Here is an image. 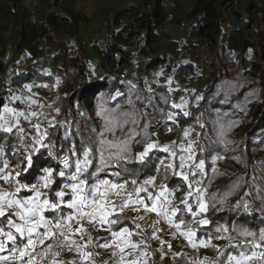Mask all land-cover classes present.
I'll return each mask as SVG.
<instances>
[{"label": "trees", "instance_id": "trees-1", "mask_svg": "<svg viewBox=\"0 0 264 264\" xmlns=\"http://www.w3.org/2000/svg\"><path fill=\"white\" fill-rule=\"evenodd\" d=\"M22 1L0 0V20L10 17L14 21L12 34L17 37L14 49L18 53V60L13 63L17 66L15 72L8 73L0 61V115L11 91L18 84L30 81L41 73L36 67L24 68V63L19 58L24 51L37 52L49 45H57L59 51L56 58L68 67V56L74 47L56 31L60 27L71 28L79 39L77 32L82 18L68 0H54V8L41 17L31 16L26 10H20L19 4ZM185 15L186 25L191 29L190 36L203 39L212 58L207 87L200 91L197 104L192 103L187 116L178 112L177 124L165 119L167 110H175L169 102L166 85L163 83L153 90H146L143 84V76L166 61L168 53L159 55L157 47L162 38L161 29L169 15L164 0H138L137 3L120 9L107 20L109 34L99 53L105 52L107 60L117 62L104 77L81 85L77 81L70 84L61 82L65 91L54 99V123L43 125L39 131L47 133L43 141L46 147L35 145L40 148V153L34 154L33 160L59 171L63 167L58 165V158L66 154L71 161V171L73 162L83 158V151L92 148V165L88 168L91 172L99 164L96 149L101 147L100 139L113 143L127 140L131 161H121L119 168L109 167L108 171L113 176L106 170L100 177L108 176L120 181L127 179L128 185L132 186V179L142 183L147 176H153L164 186L180 187L184 184L183 178L160 164L161 160L165 164H178L176 157L172 160L169 154L155 150L150 152L144 163L137 162L134 157L143 148V144L138 145L136 141L141 140L145 133L151 140L156 139L169 129L179 140L183 138L186 127H190L194 138L193 146L196 147L194 160L205 162L202 173L197 172L202 179L195 181H200L198 185L205 187L209 193L208 207L204 214L209 223H194V217L185 210L182 203L177 205L181 211L174 220L178 222L179 218L184 221L181 229L191 226L196 233L194 240L197 243L209 236L214 237L217 228L222 227L229 229L227 233H220L225 237H237L242 228L258 232L259 228L264 227V0H195ZM225 22L230 23L231 29L225 28ZM29 25L33 35L28 45L26 27ZM4 26L6 25L1 22L0 29ZM231 32L237 35L238 44L234 52L229 46ZM192 47L195 45L190 44L187 49ZM133 50L143 58L139 60L140 71L136 84L131 86L122 80L121 75L124 72L123 58L128 57ZM230 54H233L232 61L229 59ZM86 69L87 56L83 53L72 72L76 77ZM195 69L193 62L180 64L176 71L177 77L186 79ZM118 90L122 94L114 96ZM18 130V125L10 133L0 130V153L9 163V172L17 182L35 183L38 179L35 168L22 170L27 166L24 146L32 145L33 141L29 136H21ZM133 130L139 135L130 139ZM100 133H103V137ZM103 147L107 149V145ZM110 151L114 152L115 149ZM107 156L106 151L105 158ZM215 156L224 158L222 170L213 168L212 159ZM124 167L129 169L128 173L122 171ZM64 170L68 172V169ZM116 171L122 172L120 178L114 175ZM16 172L20 174L17 176ZM53 177L60 186L65 181V177L61 178L55 172ZM55 187L54 184L53 188ZM51 195L49 192L50 198ZM189 203L193 211L196 210L197 203L193 196L189 197ZM67 212V208L62 209L63 215ZM45 215L50 219L57 217L56 212H46ZM109 219L119 221L111 226L114 231L127 226L135 241H138L135 236L137 232L144 233L142 226L125 211L116 212ZM136 225L140 227L137 228ZM151 235V231H146L142 241H149ZM241 242V238L232 240L236 244ZM211 243L218 246L221 252H234L228 247L227 238H213ZM200 249L209 254L202 264H211L219 257L214 247ZM146 250L148 264H160L164 256L163 248L150 250L147 247ZM258 251H264V248ZM260 263L264 264V261ZM170 264L193 263L186 252L182 251L171 257Z\"/></svg>", "mask_w": 264, "mask_h": 264}, {"label": "snow or ice", "instance_id": "snow-or-ice-1", "mask_svg": "<svg viewBox=\"0 0 264 264\" xmlns=\"http://www.w3.org/2000/svg\"><path fill=\"white\" fill-rule=\"evenodd\" d=\"M59 83V82H57ZM28 87V86H25ZM87 87V86H86ZM117 95H120L117 93ZM173 107H180L179 105H173ZM57 111H59L57 109ZM4 112L12 113L14 116H24V113H17L14 109L4 106ZM32 116H36L37 113H31ZM188 115L187 112L184 113ZM28 117H25L27 119ZM169 119H174V116L170 115ZM0 120L4 123L0 124V130L10 133L15 125L9 126L8 121L3 115H0ZM18 124V120H17ZM37 133H39L40 125L34 126ZM23 132V129H19ZM171 131V129H169ZM188 130H184V136L189 135ZM47 133H39L38 137L34 139L32 147L26 152L24 160L26 161V167L23 171L35 168L38 179L35 183H19L17 182L14 191L0 190V253L7 251V255H0V264H44L45 261L48 264H64L63 261L57 258L61 255L62 251L67 248L68 251L75 249L80 257L81 264H86L90 258L94 255L91 251H86V245H80L71 239V235L81 234L86 231L83 225L80 224L81 220L87 218L88 223H100L101 225L107 223L109 225L108 231L113 238L111 243L107 240L103 244L97 245L101 248H113L112 256L118 257V264H142L139 257H134V252L140 248V244L135 243L129 239L132 236V232L127 227H122L119 231H112L111 226L117 224L118 219H109L117 211H123L124 208L130 206H142L146 213L155 212L158 217L163 218L169 226L174 227L180 235L188 239L192 247H197V242L194 240L196 233L188 227L187 231H181V227L184 224L182 219H178V222L174 220L177 217V213L181 209L172 207L173 192L166 186L161 184L159 191L153 193L149 191L147 186L155 187V177L143 180L139 186H137V179L130 181L133 186L132 191H128L127 179L124 182L110 181L108 179L100 178L99 173L106 171L109 167H121V161H131L132 157L128 155L130 152L129 142L127 140L120 143H113L106 141L103 138L100 139L99 147L96 149L99 153V164L94 166V170L89 172L88 168L92 165V159L90 156L93 152L92 148H88L83 151L84 160L75 161V172L70 174L69 182L63 183L61 187L59 183L54 180L53 173L63 178L66 176L64 169L70 167L69 160L65 157L62 161L63 169L56 171L53 167H44L38 162L33 160V155L40 153V147H46L43 143ZM103 137V133L99 134ZM139 135L135 130L132 132V137ZM138 145L143 144V151L137 153L134 159L137 162L144 163L146 158H149V153L153 149H159L162 152L169 153L170 157H176V151L172 150L169 145L160 147L159 143L152 141L147 133L141 140H137ZM175 144V142H173ZM107 145V149L103 146ZM115 149V151H110ZM74 151V149H69ZM108 152L107 158H105V152ZM180 151L187 153V155L179 156V163L165 164L163 160L160 161L161 165H164L165 169H172L174 174L183 177L184 181L188 182V191L186 192L182 204L185 206V210L191 213L193 217L207 211V204L203 198L202 188H193V183L199 184L200 181H189V174L184 171L188 166L189 161L194 160L193 142H189L187 147L183 144L180 145ZM51 154V153H49ZM204 160H200L195 165L196 171H192L191 175L195 177L197 172H201L204 169ZM19 167V165H17ZM8 168V163L5 162L3 167L0 168V173H3L4 169ZM178 169V171H177ZM124 173H128L129 169L122 168ZM39 173H43L39 175ZM87 173V176H85ZM20 173L16 172L18 176ZM114 175L120 178L121 171H116ZM9 183L12 182L13 177L11 173L0 176ZM56 185L55 189L53 185ZM22 189H26L27 193L24 196H20ZM47 190V191H42ZM49 192L52 193L49 198ZM140 193H146V197H141ZM195 193V200L198 206V212H194L192 205L189 203V197H192ZM67 197V200L65 199ZM113 197L120 198L121 203L116 204L113 201ZM150 201V203L146 202ZM66 207L71 210L67 215H59L55 219H50L45 215L46 212L54 213L58 210L62 212V209ZM140 219H144L143 216ZM73 221L80 225L79 227H73ZM200 225H207L209 220L201 219L199 221H193ZM159 220L153 222V236L155 232L159 231L156 225ZM139 228V225H136ZM43 229V231H41ZM235 230V229H233ZM229 229L227 227L217 228V234L209 236L207 239H201L198 241L200 247H214L219 253L217 260L211 262V264H253L254 261H264V251H258L264 248V227L259 228L257 231H252L248 228H242L237 237H225L220 235L221 232L227 233ZM19 238V239H18ZM215 238L229 240L228 247L233 249L234 252H221L218 246L212 245L211 241ZM241 238L242 242L239 244L232 243L233 239ZM251 238V239H249ZM46 241H52L47 243L43 251L37 254V247L45 245ZM89 243L91 238L89 237ZM142 243V242H141ZM9 244L11 247H9ZM171 247V245H169ZM128 249L126 252L125 250ZM118 250V253L117 251ZM147 252L141 251V256H146ZM128 257V258H126ZM222 258V259H221ZM68 264H76L75 259L69 261ZM94 264V261L92 262ZM104 264H107L105 261ZM202 264V262H201Z\"/></svg>", "mask_w": 264, "mask_h": 264}, {"label": "rangeland", "instance_id": "rangeland-1", "mask_svg": "<svg viewBox=\"0 0 264 264\" xmlns=\"http://www.w3.org/2000/svg\"><path fill=\"white\" fill-rule=\"evenodd\" d=\"M35 1L36 0H24V4L33 5ZM164 1L168 13L178 10L177 15L179 16V18L177 19V22L176 23L174 22V24L171 25L170 24L167 25V30L171 35L175 36L174 38L176 39L175 41L177 42V48L175 52H173V54H177V56L175 55L176 56L175 57L173 56V54H171L172 60L170 61V64H167L163 67H158L154 72L156 74H153L152 73L153 71H149L147 73L148 75L143 76V84L146 90H153L159 84L164 83L166 85V88L168 89L169 92L170 104L172 105V107L173 105H179L180 107H173L175 110L172 109L167 110L164 117L165 119L170 120L172 123L177 124L179 122L178 112H181L182 114H184L185 112L189 113L192 103L197 104V101L199 100L200 97L199 96L200 91L207 87V77L209 75V72L211 71L210 62L212 58L208 45L205 44L204 40L201 38H198L196 36L191 37L190 36L191 29H189L186 25L187 23L185 22L186 20L185 14L192 1L191 0H164ZM88 8L89 7H87V9ZM0 12L2 13V11ZM2 20L7 21L9 26H8V30L4 31L0 35V61H2L1 64L3 65V69L6 70L8 73H10V72H15V70L17 69V66L13 65V63L16 60H18L17 59L18 53L15 51L16 49H14L17 37L14 36L15 34H12L13 21L10 19V17H7L6 19H2ZM182 22L183 23L185 22L184 25H181ZM91 28L95 32H98L102 29V28L98 29L97 27L94 26H91ZM81 32L82 34L86 35L87 29L86 28L85 30L82 29ZM7 35L9 36V40L6 43L4 40L7 38ZM63 36L65 37L67 43L71 44L72 47H74L73 50H71L69 56L75 58L76 62L79 63L82 54L85 52L83 47H81L83 42L81 43V41H79L78 38L76 39L74 36L73 37L70 36V34L67 32H63ZM230 36L231 37L229 41V46H230V50L234 52L236 51V47L238 44L236 42L237 35L236 33L234 34L233 32H231ZM190 44H194L195 47H192L190 50H188L187 48L189 47ZM88 51H90V48H87V52ZM32 54L33 53L29 54L28 50H26L23 52V54L20 55L19 58L22 59L24 63V68H30L32 64H34L36 67L38 64L41 65L37 61L38 58L29 57V55ZM142 58H143L142 56H139L138 54L135 53V50H133L128 57L123 58V61H125L123 65L124 72L121 76H122V80L125 83L131 86L136 84L138 72L140 71L139 64ZM174 59L179 60L177 61L178 62L177 64L176 61L173 62ZM229 59L230 61L234 60L233 54L229 55ZM116 62L117 61L113 62L111 60L110 63L111 66ZM189 62L191 63L193 62L196 65V69L194 70V73H192V75L188 76L186 79H180L179 77H177L176 74L178 65L186 64ZM44 63L45 65L41 66L40 68L41 73L35 76V78L30 79V81L18 84L16 86V89L11 91V95L8 99V102L5 105H7L9 108L14 109L17 113L20 112L24 113V116L16 117L12 113L4 112V106H5L4 105L3 112L1 115H3L4 118L8 121L9 126L15 125L16 127L18 125L19 128H21L23 126H27L28 124H32L33 128L35 129L34 126L39 124L41 129L42 126L46 125L47 123L48 124L54 123V116L52 112L54 109L53 107L54 99L58 94H60L61 92L64 93L65 91L63 83H61L62 70H65L67 73H69L70 76L73 77L74 82L75 81L78 82L77 79L80 78L79 76H76L77 78L75 77V73L72 72L73 69L65 67L62 64V62H60V60H55L52 56L46 58L44 60ZM37 82L42 84L38 86L39 84ZM117 93L122 94V91L121 90L116 91L114 93V96H118ZM33 112L37 113V115L32 116L31 113ZM170 115L174 116V119H169L168 117ZM25 117L28 118L25 119ZM17 120H18V124H17ZM0 123L3 124L4 121L0 120ZM185 130H188L189 133L191 132L190 127H186ZM152 141L158 142L160 147H163L164 145H169L172 150L176 151L177 153L176 160L177 163H179V156L182 154L187 155V153H182L180 151V145L183 144L184 147H187L190 141L194 142V138L191 136L190 133L187 137H185L183 134V138L178 140L177 136L174 133L168 131L163 136H159L158 138L153 139ZM173 142H175V144H173ZM193 149H194V157H195L196 147L193 146ZM155 150H158L157 152L160 153L159 149H153L152 152ZM141 151H143V148L140 149L138 153ZM1 155L2 154L0 153V168L3 167V164L5 162H7L6 159L4 157L2 158ZM170 158L173 160L174 157H170ZM77 160L83 161L84 156L83 158L76 159L75 161ZM75 161L73 162V170L69 171L70 167L68 168V172L66 173L65 176L67 180H69L70 174L75 172ZM199 161L200 160L189 161L188 166L184 169V171L189 174V181L191 178H192L191 180L193 181H195L196 179L198 180L202 179L201 175H199L198 173L195 177L191 175L192 171H196L195 165L199 163ZM212 161H214V166H213L214 169H218V170L223 169L224 158L215 156L212 159ZM8 168L4 169L3 173H0V176L7 175L8 173H10ZM102 172H100L99 175ZM110 172L111 171H108L107 169V173ZM178 176L182 177L180 175ZM151 177L153 176H147L145 179H149ZM100 178L108 179V180L111 179L110 181H116L121 183L124 182V180L117 181L116 179H112L111 177L108 176L100 177ZM139 184L141 183H137V186H139ZM160 186L161 184L155 178V187L152 186H147V187L149 188V191L155 193L159 191ZM167 188L173 192V196L170 197V199L172 200L171 206L177 207V205L181 203L186 192L188 191V182L184 181V184L180 185V187H167ZM193 188L204 189L203 198L205 203L207 204L209 193L206 190V188L198 184L195 185L193 184ZM8 189H9L8 182L3 179H0V190H8ZM127 190L132 191L133 186L128 185ZM19 195L22 196V192ZM146 195H147L146 193H140L141 197H146ZM193 199L195 200V193L193 195ZM146 202L150 203V201H146ZM198 211L199 210L197 206L194 212H198ZM150 214L154 215V218H152L151 220L152 222L151 224H153V222L157 221L158 218L155 212L153 213L150 212ZM204 214L205 212L195 216L194 217L195 221L205 219ZM160 222L161 225L163 224L164 226H168L173 229V234L171 235V241L173 240L172 242H175L180 246V250H179L180 252L185 251L187 253L188 258L192 261L193 264H201V262H203V259L209 256V254L206 251L200 249L198 243H197V247H192L188 239L180 235L179 232L174 227L169 226L168 223L163 218L162 220H160ZM143 226L145 225L143 224ZM187 230L188 229H183V228L181 229V231H187ZM141 251H144V249L140 248L136 250L135 256L139 257V259L143 263V261H145L146 259L145 256H141ZM259 261L260 260H256L253 262V264H260Z\"/></svg>", "mask_w": 264, "mask_h": 264}, {"label": "crops", "instance_id": "crops-1", "mask_svg": "<svg viewBox=\"0 0 264 264\" xmlns=\"http://www.w3.org/2000/svg\"><path fill=\"white\" fill-rule=\"evenodd\" d=\"M68 1L74 5V7L78 10L80 14V17L82 18V21L79 24V30L77 32L78 33L77 36L79 37V40L81 41V43L83 42L82 47L85 50L84 53L88 57L87 58V69L84 71V73L78 76L83 77L84 79H86L87 82L97 81L98 79L104 77V74H106L111 68V64H110L111 61L107 60L106 53L105 52H103V54L99 53L100 51L103 50V45L105 44L106 35L109 34L106 28L107 20L111 19L114 15H116L120 9L127 7L131 3H137L138 0H68ZM191 1L192 3L187 9V12L193 6L195 0H191ZM53 2L54 0H36L35 3H33V5L32 4L27 5V4H24V0H23L19 4L20 5L19 9L26 10L29 14H31V16L41 17L43 16V14H46L52 8H54ZM87 7L89 8L87 9ZM177 13H178V10L172 11L171 13L169 12L168 13L169 18L164 24V27L161 29L162 38L160 42L158 43L159 46L157 47L158 49L157 52L159 55H161L162 53H168V54H167V57L165 59L166 61L164 62V64H162L159 67H163L167 64H170V61L172 60L171 54H173V52H175L177 48V42L175 41L176 39L174 38L175 36L171 35L169 31L167 30V25L169 24L171 25V24H174V22L175 23L177 22V19L179 18ZM2 19L0 20V23L2 22V24H5L6 26L0 29V35L4 31L8 30V26H9L8 22L3 21ZM13 24H14V21L12 22V29H13ZM91 26L97 27L98 29H101V28L102 29L98 32H95L91 28ZM85 28L87 29L86 35L82 34L81 32L82 29L85 30ZM63 32H67L70 34V36L72 37L74 36L76 38V34L74 33V31L71 30V28L68 29L67 27H60L56 31V33H58L62 38L65 39V37L63 36ZM26 34H27V40H28V45H29V41L33 35L32 27L30 25L26 27ZM8 40H9V36L7 35V38L4 41L7 43ZM87 48H90L91 52L90 51L87 52ZM58 51H59V48L57 45H49L48 47L44 49L38 50L37 52H31L30 50H28L29 54L33 53L32 55H29V57L38 58L37 61L38 63L41 64V65L38 64L37 67L34 64H32L30 68L36 67L40 71L41 66L45 65L44 60L48 58L49 56H52L55 60H60L56 58V53ZM175 55L177 56V54H173V56ZM68 57H69V62H70L68 68H71L74 70V68L77 67L78 62H76L75 58H72L70 56ZM175 61L177 64L178 63L177 61L179 60L174 59L173 62ZM30 68H27V69H30ZM156 69H153L150 71H153L152 73L156 74L154 73ZM38 84H39L38 86H40L42 83H38ZM117 181H120V180H117ZM66 182H69V180L65 178V181L63 183H66ZM63 183L61 187L63 186ZM8 191H11V190L8 189ZM42 191H47V190H42ZM21 192H22V196H24L25 194H30V193H27L26 189H22ZM65 199L67 200V197ZM113 201L117 205L121 203L120 198H117V197H113ZM67 210L68 212L64 215H67L71 211L69 209ZM123 211H125L128 215L134 218L135 221L142 226L144 233L146 231H151L152 233V235L150 236V240L147 242L142 241V239H144V233H141V232H137L135 234V236L138 238V241H135L132 236L129 237V239L135 243L140 244V248H143L145 252H147L146 250L147 247H149L150 250L162 247L164 251V256L162 260L160 261V264H170L171 257L180 252L179 251L180 246L176 244L175 242H172L173 240L171 241V235L173 234V229L168 226H164L163 224L161 225L160 220H162V218L157 216L159 223L158 225H156V228H158L159 231H156L155 236H153V227H152L153 224H151L152 223L151 220L152 218H154L153 214L146 213L143 207L138 206V205L124 208ZM117 212H122V211H117ZM56 214L58 217L59 215L62 214V212L58 210ZM141 216H143L144 219H140ZM80 224H82L83 228L86 230L83 233V238H81V234L71 235V238L74 239L77 242V244L86 245L85 250L91 251L94 254L90 258V260L86 262V264H92L93 261H94V264H104L105 261L107 262V264H118L119 254H117V256H112L113 248L105 249V248L97 247V245L103 244L106 240L109 243H111L113 238L111 237V233L108 231L109 225L107 223L101 225L100 223H96V222L90 224L88 223L87 218H85L84 220H81ZM143 224L145 226H143ZM79 226L80 225L76 224V222L73 221L74 228L79 227ZM123 227H127V226H123ZM41 231H43V229H41ZM112 231L114 230L112 229ZM115 231H119V230H115ZM89 237L91 238L90 243L88 242ZM169 245H171V247H169ZM9 247H11L10 244H9ZM116 251L118 253V250ZM125 251L127 252L128 249H126ZM6 253L7 251L4 253H0V255H5ZM135 254L136 252H134L133 254L134 257H136ZM145 259L146 260L143 261L142 264H148V252H147V255L145 256ZM75 261H76V264H81L80 258L76 259ZM260 262L261 261H259V263Z\"/></svg>", "mask_w": 264, "mask_h": 264}, {"label": "built area", "instance_id": "built-area-1", "mask_svg": "<svg viewBox=\"0 0 264 264\" xmlns=\"http://www.w3.org/2000/svg\"><path fill=\"white\" fill-rule=\"evenodd\" d=\"M181 25H184V23L182 22ZM224 26H225V28H227V29H231V25H230L229 22H225V23H224ZM61 78H62V81H63L64 83H66V84L74 83V79H73V77L70 76V74L67 73L65 70H62ZM77 80H78V84H79V85L85 83V81H86V80H85L84 78H82V77L78 78ZM21 128L23 129V132H20V131L18 130L19 134H20L21 136H29V137L32 139L33 143H34V139L38 137L39 133H37V131L33 128V125H32V124H28L27 126H23V127H21ZM21 128H19V129H21ZM33 143H32V145H33ZM32 145H26V146H24V149H23L24 155H25L26 152L32 147ZM65 157L68 158V160H69V164L71 163L69 156L66 155V154H62V155L58 158V165H59V166L63 167V163H62V161H63V159H64ZM18 182H19V181H18ZM19 183H20V182H19ZM16 184H17V180H16V179H13L11 183L8 182V187H9V189H10L11 191H14V190H15V187H16ZM71 239H72V238H71ZM72 240H74V239H72ZM51 242H52V241H46L45 245L38 247L37 250H36V251H37V254H39L40 252L43 251V248L46 247L47 243H51ZM75 242H76V241H75ZM76 243H77V242H76ZM7 254H8V253H6L5 255H7ZM79 258H80V257H79V254H78V252H77L75 249H73L72 251H68L67 248H65V249L62 251L61 255H60L57 259L60 260V261H63L64 264H68L69 261H72V260H74V259L76 260V259H79ZM44 264H48V262L45 261Z\"/></svg>", "mask_w": 264, "mask_h": 264}]
</instances>
